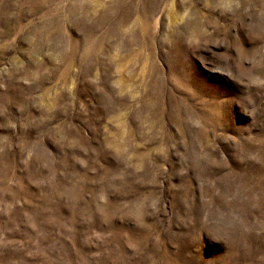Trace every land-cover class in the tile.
Returning a JSON list of instances; mask_svg holds the SVG:
<instances>
[{
    "label": "rangeland",
    "instance_id": "1",
    "mask_svg": "<svg viewBox=\"0 0 264 264\" xmlns=\"http://www.w3.org/2000/svg\"><path fill=\"white\" fill-rule=\"evenodd\" d=\"M0 264H264V0H0Z\"/></svg>",
    "mask_w": 264,
    "mask_h": 264
},
{
    "label": "clouds",
    "instance_id": "2",
    "mask_svg": "<svg viewBox=\"0 0 264 264\" xmlns=\"http://www.w3.org/2000/svg\"><path fill=\"white\" fill-rule=\"evenodd\" d=\"M201 223L209 238L219 243L230 233H235L240 226L236 213L225 209L206 212Z\"/></svg>",
    "mask_w": 264,
    "mask_h": 264
}]
</instances>
